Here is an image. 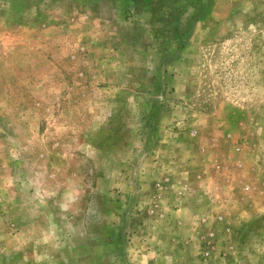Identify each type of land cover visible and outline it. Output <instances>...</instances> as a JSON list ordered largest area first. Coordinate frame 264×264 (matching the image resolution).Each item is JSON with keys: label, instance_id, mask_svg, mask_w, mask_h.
<instances>
[{"label": "rangeland", "instance_id": "rangeland-1", "mask_svg": "<svg viewBox=\"0 0 264 264\" xmlns=\"http://www.w3.org/2000/svg\"><path fill=\"white\" fill-rule=\"evenodd\" d=\"M0 264H264V0H0Z\"/></svg>", "mask_w": 264, "mask_h": 264}]
</instances>
